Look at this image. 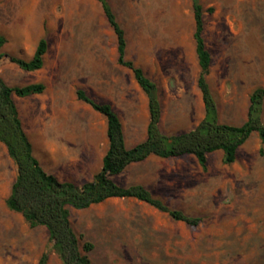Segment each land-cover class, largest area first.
<instances>
[{"label": "rangeland", "instance_id": "1", "mask_svg": "<svg viewBox=\"0 0 264 264\" xmlns=\"http://www.w3.org/2000/svg\"><path fill=\"white\" fill-rule=\"evenodd\" d=\"M107 2L125 31L128 60L150 68L140 44L143 38L150 47L155 43L150 35H158L162 64L178 59L181 69L198 73L192 0ZM200 4L203 38L212 58L207 81L219 120L240 125L250 94L264 86V0ZM0 35L7 39L0 59L5 83L46 87L41 95L15 97V102L34 154L47 172L80 185L99 171L107 149L105 119L79 101L76 92L98 96L94 76L103 65L110 66L113 80L122 82L139 102L136 119L120 112L127 145L145 137V100L131 73L116 66V37L100 2L0 0ZM42 38L48 51L41 70L25 72L9 61L10 56L30 60ZM193 86L190 80L185 89L161 91L160 128L165 134L187 132L202 119V103ZM259 150L254 134L231 165L223 163L220 151L208 156L206 171L192 157H152L115 179L121 186L142 185L171 209L201 219L195 227L134 199L71 210L72 227L83 237L81 244L93 243L92 264H264V150ZM15 177V164L0 143V264H39L44 255L45 264H62L49 247L46 229L30 227L7 209Z\"/></svg>", "mask_w": 264, "mask_h": 264}, {"label": "trees", "instance_id": "2", "mask_svg": "<svg viewBox=\"0 0 264 264\" xmlns=\"http://www.w3.org/2000/svg\"><path fill=\"white\" fill-rule=\"evenodd\" d=\"M100 2L105 18L117 42V63L130 70L134 80L148 100L149 121L146 138L128 148L125 143L123 125L110 104H100L83 90L76 97L105 118L107 150L102 157L101 167L90 181L80 185L60 181L47 172L34 154L20 117L16 98H28L44 93L43 83L26 86H9L0 77V143L16 167V177L11 185L5 204L9 211L22 216L32 228L43 227L48 234V244L62 264H92L91 242L78 236L71 224V210H86L110 199H134L155 210L167 214L172 220L195 227L201 219L173 210L144 186L134 184L121 186L116 178L132 165L145 162L151 157L162 160L192 157L203 171L207 169L208 156L220 151L225 165L233 164L237 153L249 138L256 134L264 150V86L252 91L245 121L240 125L221 123L218 105L207 81L212 58L203 38V8L200 0H192L195 30L193 40L200 73L197 86L204 105V117L193 129L179 134H165L160 128L162 105L157 85L151 81L132 61L126 58L127 40L124 29L107 0ZM211 11V9L209 10ZM7 39L0 35V59ZM48 42L40 39L30 60L10 56L9 61L25 72H36L43 68ZM44 255L39 264H45Z\"/></svg>", "mask_w": 264, "mask_h": 264}, {"label": "crops", "instance_id": "3", "mask_svg": "<svg viewBox=\"0 0 264 264\" xmlns=\"http://www.w3.org/2000/svg\"><path fill=\"white\" fill-rule=\"evenodd\" d=\"M150 36L151 37H149V39L155 40V43L150 45V47H148L149 45H147V44L145 45L144 42L142 41L143 40V38H142L140 48H141V53L143 54V58H144V55L146 56V64L147 65L150 64L151 67L150 68H148L147 66L145 67L144 62H141L140 66H137V67L141 68V70L144 72V74L157 85L158 92H159V98H160L161 91L165 92L166 90H169L172 87H177L180 90L185 89L186 88L185 82H188L191 80V82L194 85L193 87H195L196 92L200 96V101L202 103V108H203V115H202V119H203V117H204V105H203V101H202L201 92L199 91L198 86H197V80H198V76L200 73L198 61L196 59L197 57L194 58L195 61L197 62V68H198L197 74L195 72V69H193V68H191V70H190L189 68L184 69L182 67V69H181L180 65L178 63V59H176V62H174V63L169 62V63H163L162 64L161 60H160V55H159V50H160V45L158 43L159 37H158V35H156V37H154L153 35H150ZM147 39H148V36H147ZM169 48L171 50H174L173 45H171ZM194 51H195V44H194ZM116 52H117V42H116ZM195 55H196V53H194V56ZM126 58H127V48H126ZM116 62H117V55H116ZM153 64H154V66H153ZM116 66H118V68L126 69V68L120 66L119 64ZM126 70H128V69H126ZM128 71L133 76L132 72L130 70H128ZM133 79H134V77H133ZM94 80L97 83V84L96 83L95 84L97 85L96 87H97V91H98V96H96V93H94V95H93L92 99L94 101H96L97 103H100V104H104V103L110 104L111 107L113 108V110L118 114L121 122H122V118L120 116V112H123V111H127L129 113L131 119H136L138 117V110H139L138 104H139V102H138L137 98L133 97V95L130 92L125 91V87H124L123 83L118 82L117 78L115 80H113V77L111 75L110 66L103 65L101 70L99 69L97 74L94 76ZM135 84H136L140 94L143 96V98L145 100V109H146V114H147L148 121H149L147 97L143 93L141 88L138 86L136 81H135ZM117 104H119L120 106H118ZM148 121L146 124V129H147ZM105 123H106V121H105ZM122 125H123V132H124V136H125V143H126V146L128 148H131V147L135 146L136 144L145 140L146 129H145V137L141 141L137 142L133 146H128L127 141H126V134H125L123 122H122ZM105 135H106V130H105ZM257 138H258V136H257ZM106 139H107V137H106ZM107 146H108V141H107ZM260 148H261V144H260Z\"/></svg>", "mask_w": 264, "mask_h": 264}]
</instances>
